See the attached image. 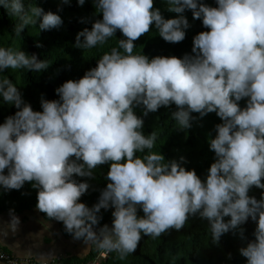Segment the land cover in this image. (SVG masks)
<instances>
[{"label":"clouds","instance_id":"obj_1","mask_svg":"<svg viewBox=\"0 0 264 264\" xmlns=\"http://www.w3.org/2000/svg\"><path fill=\"white\" fill-rule=\"evenodd\" d=\"M77 2L83 6L86 0ZM93 2L102 19L77 34L75 47L105 45L118 31L124 39L82 78L58 87V100L42 97V111H34L4 73L42 72L49 62L0 47V97L17 109L0 124V188L20 190L30 183L37 190L36 210L45 214L39 221L44 230L29 234L26 249L18 239L22 222L15 210H9L8 220L0 218V264H55L54 249L38 251L51 221L61 223L85 251L91 246L101 257L116 253L124 261L143 237L181 231L194 217L208 222L213 244L232 233L245 242L238 251L247 264H264V0H216L217 7L202 0H162L166 11L178 14L172 19L155 8V0ZM0 8L17 18V37L29 25L42 32L63 24L60 15L45 12L35 0L27 5L0 0ZM186 11L209 29L193 38L191 55L133 54L135 41L153 25L164 41L183 42L191 27ZM172 105L177 110L171 119L181 130L192 127L193 113L200 118L215 113L222 121L209 140L215 162L206 180L182 166L185 158L165 162L163 154L151 151L157 136L144 134V119L135 109L142 107L146 117ZM104 165L110 166L109 182L89 207L80 200L91 185L75 177L94 179ZM253 188L262 190L259 200L249 195ZM109 209H114L112 226L101 227V210ZM249 220L257 225L252 240L243 227Z\"/></svg>","mask_w":264,"mask_h":264},{"label":"trees","instance_id":"obj_2","mask_svg":"<svg viewBox=\"0 0 264 264\" xmlns=\"http://www.w3.org/2000/svg\"><path fill=\"white\" fill-rule=\"evenodd\" d=\"M30 0H25L27 5ZM37 6L42 7L45 12L51 11L61 16L63 24L59 29L40 32L37 26L29 25L21 36L17 37L13 32L16 17H10L6 10L0 8V47H12L15 50H23L27 54H36L38 59L49 62L47 70L42 72H29L27 69H8L4 75L9 77L22 93L26 103H30L34 111H42L41 98L47 100H58L56 89L68 80H79L86 71L97 66L99 60L105 53L118 46L119 39H124L119 31L105 45L84 50L75 47L76 36L85 28L91 30L92 24L102 15H96L93 0H86L83 6H79L77 0H71L69 5L61 4L60 0H35ZM203 3L217 7L216 0H202ZM63 9L60 11V9ZM155 8L161 10L165 19L176 18L178 14L166 11V5L162 0H155ZM184 15L189 20L191 27L186 30V38L183 42L172 44L164 41L153 25L151 31L135 41L136 47L133 54L147 55L150 59L161 57L183 58L185 54H192L193 38L203 31H209L203 27L202 20L193 19L191 11ZM85 22H81V21ZM37 44L42 47H37ZM122 51V50H121ZM246 100L240 102L241 108L246 107ZM176 106L160 108L155 113L143 116V108L135 109L138 116L144 119L143 132L147 136L155 132L157 140L151 150L156 154H163L165 162L171 160L180 161L187 170H195L202 180H206L208 170L215 162V153L210 150L209 140L215 138V126L222 123L215 113L200 118L199 114L193 113L192 127L181 130L179 125L171 119ZM17 109L3 103L0 97V124H3L8 116L14 115ZM137 153L138 156L147 154ZM110 166L100 167L94 179L75 177L78 182H87L91 185L80 202L92 207L98 202L100 193L106 188L109 181L106 180ZM7 174V170L5 172ZM250 196L261 198L262 190L253 188ZM37 190L30 183H25L20 190L4 191L0 188V211L14 209L15 213L25 210L36 209ZM44 217L45 214L41 213ZM103 216L100 226L104 224L112 226V212L101 210ZM143 216V211H138ZM229 218H226V220ZM62 232L67 235L63 230ZM256 223L249 220L243 227L249 240L254 239L253 233ZM71 237V236H69ZM246 246L238 237L232 233L221 237L219 244H213L212 234L208 222L199 217L190 218L181 231L171 230L162 236L152 239L143 237L137 251L129 255L126 260L120 261L116 253H111L104 264H247L246 259L239 254V248ZM232 258H228V254ZM95 256L93 247L83 260L88 261Z\"/></svg>","mask_w":264,"mask_h":264},{"label":"crops","instance_id":"obj_3","mask_svg":"<svg viewBox=\"0 0 264 264\" xmlns=\"http://www.w3.org/2000/svg\"><path fill=\"white\" fill-rule=\"evenodd\" d=\"M9 211H0V218L3 220H8ZM21 219V232L18 239L23 242V247L26 249L31 245V239H28L30 233H37L43 231V225L39 223L40 220L45 219V217L38 212L36 209L25 210L20 213H16ZM52 228L49 231H45L43 247L38 251L46 252L50 249H54L56 255L61 259L60 264H81L90 262L95 256H93L88 261L78 262L77 260H83L87 255H89L93 247H89L86 251L84 250L86 246L80 241H73L72 237L66 236L62 230L60 223L55 221L50 222ZM51 233V234H50ZM11 243V240L9 241ZM5 252L12 255L8 249H4ZM36 251V250H34ZM97 250L95 249V255Z\"/></svg>","mask_w":264,"mask_h":264},{"label":"built area","instance_id":"obj_4","mask_svg":"<svg viewBox=\"0 0 264 264\" xmlns=\"http://www.w3.org/2000/svg\"><path fill=\"white\" fill-rule=\"evenodd\" d=\"M105 211V210H104ZM112 211H114V209H109V210H107V211H105V212H112ZM8 255H10L11 256V254H9L8 253ZM110 255L111 254H107L106 256H103V257H101L100 256V253L97 251V254L95 255V257L90 261V262H87V263H81V264H104L108 259H109V257H110ZM60 258H59V260H57L56 262H55V264H60ZM31 264H34V262H31Z\"/></svg>","mask_w":264,"mask_h":264}]
</instances>
